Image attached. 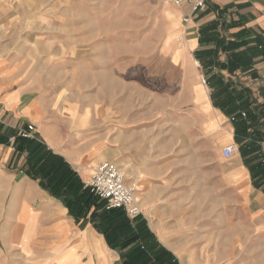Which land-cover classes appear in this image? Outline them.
<instances>
[{"label": "crops", "instance_id": "0c3cea01", "mask_svg": "<svg viewBox=\"0 0 264 264\" xmlns=\"http://www.w3.org/2000/svg\"><path fill=\"white\" fill-rule=\"evenodd\" d=\"M205 2L195 12L186 3L173 5L180 42L166 49L167 62L180 71L176 83L200 146L217 153L204 159L212 165L214 202L195 232L182 221L190 209L176 214L178 223L168 220L172 215L159 218L151 185L158 177L154 168L137 170L143 143L136 139L142 214L109 225L104 201L84 185L94 160L75 162L58 150L65 141L45 97L12 77L9 60L0 56V213L5 229L20 228L18 264H264V0ZM28 124L35 137H20ZM78 144L67 143L80 153ZM229 144L236 149L226 158L222 147ZM187 162L179 156L180 165ZM2 233L0 264H10L6 245L14 236Z\"/></svg>", "mask_w": 264, "mask_h": 264}, {"label": "rangeland", "instance_id": "374dc122", "mask_svg": "<svg viewBox=\"0 0 264 264\" xmlns=\"http://www.w3.org/2000/svg\"><path fill=\"white\" fill-rule=\"evenodd\" d=\"M173 11L170 0H0V56L12 77L45 97L59 120L61 153L94 160L88 175L102 161L122 165L128 184L141 168H154L159 218L178 223L176 214L190 209L182 221L195 232L214 202L209 174L217 153L200 146L176 83L180 71L167 62L166 49L180 42ZM135 139L143 143L136 175ZM167 156L176 162L165 164ZM179 156L188 162L180 165ZM0 216V237L14 236L6 245L10 264H18L20 228L5 229Z\"/></svg>", "mask_w": 264, "mask_h": 264}, {"label": "built area", "instance_id": "2783aa9c", "mask_svg": "<svg viewBox=\"0 0 264 264\" xmlns=\"http://www.w3.org/2000/svg\"><path fill=\"white\" fill-rule=\"evenodd\" d=\"M170 2L176 6L186 3L193 12L204 9L206 6L205 0H170ZM188 19V16L182 18L183 22H187ZM1 112L0 107V114ZM242 116H245V113H242ZM18 135L23 138H34V125L28 124L25 128H21ZM10 139L12 140L13 137ZM235 149L234 144H229L222 148V154L227 158L234 153ZM134 183L136 184V178H133L132 182L128 184L125 181L124 173L118 166L110 161H102L94 167L84 185L91 193L104 201L105 209L119 208L128 218L132 219L142 214V208L135 198Z\"/></svg>", "mask_w": 264, "mask_h": 264}, {"label": "trees", "instance_id": "16d2710c", "mask_svg": "<svg viewBox=\"0 0 264 264\" xmlns=\"http://www.w3.org/2000/svg\"><path fill=\"white\" fill-rule=\"evenodd\" d=\"M261 169L264 170V161L262 162V166H261ZM260 170V169H259ZM85 189H88L87 187H85ZM89 190V189H88ZM91 193V192H90ZM92 197H96L93 193H91ZM102 215L103 216H107V221L109 222V225H112L116 228L117 224L122 221V222H125L126 221V216H125V213L119 209V208H114V209H105V207L102 205ZM117 216V218L115 217ZM111 226V227H112ZM105 237L107 238V242L111 243V240L108 239L106 233H105Z\"/></svg>", "mask_w": 264, "mask_h": 264}, {"label": "bare ground", "instance_id": "6f19581e", "mask_svg": "<svg viewBox=\"0 0 264 264\" xmlns=\"http://www.w3.org/2000/svg\"><path fill=\"white\" fill-rule=\"evenodd\" d=\"M122 170H123V168H122V165H121V167H120ZM134 179L136 178V184L134 183V186H135V188H136V191H137V189H138V178L137 177H133Z\"/></svg>", "mask_w": 264, "mask_h": 264}]
</instances>
